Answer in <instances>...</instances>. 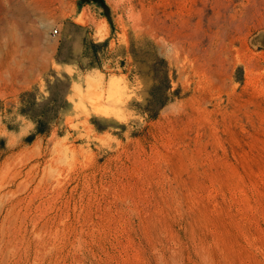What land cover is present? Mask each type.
Here are the masks:
<instances>
[{"label": "rangeland", "instance_id": "374dc122", "mask_svg": "<svg viewBox=\"0 0 264 264\" xmlns=\"http://www.w3.org/2000/svg\"><path fill=\"white\" fill-rule=\"evenodd\" d=\"M0 264H264V0H0Z\"/></svg>", "mask_w": 264, "mask_h": 264}, {"label": "trees", "instance_id": "16d2710c", "mask_svg": "<svg viewBox=\"0 0 264 264\" xmlns=\"http://www.w3.org/2000/svg\"><path fill=\"white\" fill-rule=\"evenodd\" d=\"M92 49V58L94 59L95 50L98 47H103L106 42L95 44L88 42L83 44L86 49ZM86 54L85 51L83 53ZM59 62V61H58ZM61 63H63L61 61ZM70 79L67 76L56 78L51 84H47L48 97L37 101L34 92H26L21 95L20 107L18 114L29 120L33 124V133L27 138L31 142L36 135L45 134L49 131L51 125L55 123L61 113L69 106L66 97L70 89Z\"/></svg>", "mask_w": 264, "mask_h": 264}, {"label": "built area", "instance_id": "2783aa9c", "mask_svg": "<svg viewBox=\"0 0 264 264\" xmlns=\"http://www.w3.org/2000/svg\"><path fill=\"white\" fill-rule=\"evenodd\" d=\"M54 35L58 34V31L56 29H54V31L52 32Z\"/></svg>", "mask_w": 264, "mask_h": 264}]
</instances>
